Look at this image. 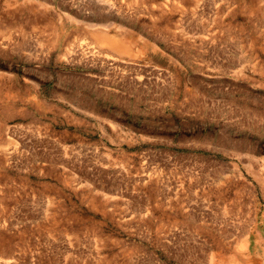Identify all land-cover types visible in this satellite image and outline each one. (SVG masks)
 Masks as SVG:
<instances>
[{
  "label": "rangeland",
  "instance_id": "obj_1",
  "mask_svg": "<svg viewBox=\"0 0 264 264\" xmlns=\"http://www.w3.org/2000/svg\"><path fill=\"white\" fill-rule=\"evenodd\" d=\"M0 264H264V0H0Z\"/></svg>",
  "mask_w": 264,
  "mask_h": 264
}]
</instances>
